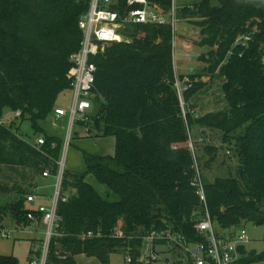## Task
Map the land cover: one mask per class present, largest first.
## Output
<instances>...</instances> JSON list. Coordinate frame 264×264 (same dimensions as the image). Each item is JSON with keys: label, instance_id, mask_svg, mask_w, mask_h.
Segmentation results:
<instances>
[{"label": "trees", "instance_id": "16d2710c", "mask_svg": "<svg viewBox=\"0 0 264 264\" xmlns=\"http://www.w3.org/2000/svg\"><path fill=\"white\" fill-rule=\"evenodd\" d=\"M91 1L0 0V174L2 166L15 165L33 178L45 172L58 176L63 140L52 135L42 146L29 143L15 131L16 122L7 127L1 119L10 109L20 112L18 120H30L36 134L44 131L41 123L54 115L59 96L70 89L71 58L83 40L79 21ZM149 1L165 12L172 4ZM197 1L180 9V18L194 28L191 34L200 37L187 43L210 49L204 72L222 80L227 108L184 115L175 83L193 82L185 94L189 104L200 90L201 75L176 74L171 27H128L133 31L129 42L111 44L92 59L98 69L95 113L77 123L97 137H115L116 153L84 152L85 173L64 171L57 206L60 235L50 242L46 264H77L80 255L110 264L121 253L136 264L143 236L153 231L173 230L196 240L194 225L204 208L193 187V130L221 133L238 159L237 177L204 183L213 220L223 229L264 226V54L259 51L264 50V0ZM125 5L120 0V8ZM247 35L251 40L245 47L237 44ZM207 153L216 152L208 148ZM10 180V185L0 184V197L7 199L0 218L9 214L27 224L33 212L40 220L37 210L26 207L31 184ZM118 231L123 237L115 236ZM263 260L264 254L251 252L242 264ZM0 264L21 263L0 255Z\"/></svg>", "mask_w": 264, "mask_h": 264}, {"label": "built area", "instance_id": "2783aa9c", "mask_svg": "<svg viewBox=\"0 0 264 264\" xmlns=\"http://www.w3.org/2000/svg\"><path fill=\"white\" fill-rule=\"evenodd\" d=\"M178 1L172 0L168 12L152 5L149 0H126L124 9L120 8V0L91 1L89 11L79 21V27L83 33L81 47L71 58L75 67L68 75L70 89L73 92L72 105L69 109L58 108L55 110L57 119L69 117L71 132L78 122L89 120L88 111L93 107L98 69L92 59L104 54L111 44L129 42L130 39L124 36V31L134 25H169L175 43L178 25L181 23ZM250 40L251 35H247L240 38L237 44L245 47ZM193 86L194 84L190 80L181 81L177 79L175 83L184 115L186 113L184 112L183 97ZM17 117H20V112L17 113ZM70 143L71 137L69 135L66 147L70 146ZM44 144V139L38 141V146ZM62 160L59 164L60 171L57 176L53 207L48 209L45 206H40L37 209L38 214L41 215L40 222L44 224L47 236L42 248L43 259L41 261L37 256L41 250L40 242L37 241L32 250L37 258L32 256L30 264H46L50 242L54 237L60 235L61 218L57 213V206L61 197L65 171ZM194 168L196 176L193 187L196 189V194L204 208L201 218L195 221L196 240L190 239L182 232L173 230L153 231L143 236V242L148 246V250L145 257H142L143 253L141 254L136 264H149L158 261L162 264H242L245 255L242 254L241 250L245 249L251 242L248 232L242 225L228 229L217 226L207 207L205 187L197 163L194 164ZM43 176L49 177L50 174L45 172ZM35 201V194H30L26 198L28 204H33ZM27 217L31 222L38 221L33 212H29ZM3 236L7 239H13L10 234ZM91 236H93L92 233L88 235V237ZM115 236L123 237L120 231L116 232ZM160 246L166 247L169 257H164L163 252L157 251V247ZM129 263H132L131 257H129Z\"/></svg>", "mask_w": 264, "mask_h": 264}, {"label": "rangeland", "instance_id": "374dc122", "mask_svg": "<svg viewBox=\"0 0 264 264\" xmlns=\"http://www.w3.org/2000/svg\"><path fill=\"white\" fill-rule=\"evenodd\" d=\"M196 1L197 0H179L178 5L182 11L184 9L191 8V5ZM128 29L124 31V36L131 40L129 36L133 34V31ZM193 31L194 28L189 25L187 19L181 16V23L178 25L177 36L175 37L174 55L178 60H180L179 63L177 62L178 64L176 63L179 69L178 76H181L183 73H187L190 68L192 69L189 72L192 74L188 75H201L198 76L199 78H197V82L200 85V90L196 93L198 96L194 94L189 104H186L185 97H183L184 112H190L193 116L197 117L201 116V114L205 113V111H208L209 109L221 110L226 101L223 100L224 93L222 80L215 75L206 74L204 72V68L206 67L204 64V57L208 54L210 49L206 47L200 48L196 45L192 46L187 43L188 41H198L200 39V37L196 34H191ZM139 36L141 37V35ZM259 51L264 54V50L260 49ZM210 99H212V101L218 105L205 109L206 105L203 104V101ZM72 100L73 92L71 89H69L59 96L58 104L65 109H69L72 105ZM94 110L95 106L93 105V107L88 111V117L95 113L94 112L90 115V113ZM14 119V115L10 112V110H7L3 114L1 121L7 127L11 126L12 122H16L17 126L14 127V129H16L15 131L22 139L29 143L36 144L40 137L45 138L47 136L59 135V137L64 141L62 162L65 165V169L68 168L72 160L83 163L84 166L82 151L85 149V147L90 148V151H103L108 154L107 156L111 154L114 155V152L116 151L114 142H110L108 137L101 139L87 137L85 130L81 129V126L78 125H75L71 132L69 118L67 119V122L62 123L61 120L57 121L52 116H49L46 121L41 123L44 131H41L38 134L35 133L33 123L30 120L15 121ZM76 133L82 134L84 137L80 140H75ZM69 135L71 137V144L70 146L66 147V141L68 140ZM103 140H106V142ZM190 141V147L195 154V163L199 165L203 183L206 181L213 183L218 178L237 177L238 159L233 154L232 147L224 141L221 133L210 130H193V136ZM208 148L215 149L216 153L209 155L207 153ZM3 169L8 175H11L10 172H15L18 176H21L20 178L23 181H30V171L25 168L6 165L3 166ZM17 175H14L15 179L17 178ZM0 181L2 184L10 185L5 180V178H3V175H1ZM55 182H57L56 177H51L49 181L39 178L37 182V202H44V206L48 209L53 207L57 186V184L54 186ZM50 183H52L53 186H49ZM93 183L100 190L98 185L95 182ZM29 191L30 193L33 192V190ZM6 201V198L0 197V207L4 206ZM29 206H32V204H29ZM31 223L34 222L27 220V224L22 223L19 229H17L16 223L9 214L4 216L2 219L0 218V253L2 252V254L10 256L14 255L20 260L22 264H30V251L33 250V245L35 242L39 241L41 250L37 256L42 261V248L44 241L47 238L45 226L42 222H40L42 225L40 230H44L43 232L37 230L36 228H34V230H26V227ZM217 226L219 227L218 224ZM242 226L247 230L251 240L250 244L248 245L249 251L255 252L257 254H264V226L256 227L251 223H243ZM4 234L12 235L13 239L9 240L4 238ZM147 250L148 246L144 245L142 257H145ZM32 256L35 259L37 258L34 253ZM77 264H100V262L95 258L88 259L85 256H79L77 258ZM110 264H130L129 257L124 253L115 254L111 257ZM149 264H162V262H151ZM254 264H264V260Z\"/></svg>", "mask_w": 264, "mask_h": 264}, {"label": "crops", "instance_id": "0c3cea01", "mask_svg": "<svg viewBox=\"0 0 264 264\" xmlns=\"http://www.w3.org/2000/svg\"><path fill=\"white\" fill-rule=\"evenodd\" d=\"M174 47H175V43H174ZM197 47H200V46H197ZM200 48H204V47H200ZM180 62V60H178L176 57H175V55H174V65H175V71H176V74L177 75H179V69H178V66H177V64ZM177 63V64H176ZM192 68H190V70H191ZM190 70H188V72L187 73H183L182 75H188V74H192V73H190L189 71ZM196 96H198L197 94H196ZM223 100L225 101V99H224V97H223ZM203 104L204 105H206V107H205V109L206 108H208V107H212V106H217L218 104H215V102L214 101H212V99H210V100H204L203 101ZM59 108H64V107H62L61 105L59 106ZM214 108V107H213ZM225 108H227V104L225 103V105H223V108L221 109V110H224ZM7 110H10V109H6L5 110V112L7 111ZM221 110H216V109H209L208 111H205V113H203V114H206V113H210V112H219V111H221ZM199 111V110H198ZM4 112V113H5ZM10 112L14 115V120L15 121H17L19 118L17 117V113H14V112H12L11 110H10ZM94 113V111L93 112H91L90 113V115L91 114H93ZM199 113H201V112H199ZM203 114H201V115H203ZM52 117L54 118V119H56L57 121L59 120H61L62 121V123L63 122H67V119L69 118H67V117H62V118H60V119H57L56 117H55V115H52ZM197 117H199V116H197ZM3 118V117H2ZM69 121V120H68ZM1 123H3L2 121H1ZM12 123H14V122H12ZM5 125V124H4ZM78 125V124H77ZM78 126H80V125H78ZM81 129H84L85 130V134L87 135V137H90V138H95V139H101V138H106V137H97V134L96 133H90L89 134V130L88 129H86V128H84V127H81ZM201 130H204V129H201ZM207 131V130H206ZM55 134V133H54ZM57 137H59V135H56ZM84 136H82V134H79V133H76V137H75V140H80L81 138H83ZM60 138V137H59ZM109 138V141L110 142H114V144H115V147H116V138L115 137H108ZM40 139H44V137H40ZM40 139H38V141L40 140ZM62 139V138H61ZM63 140V139H62ZM38 141L36 142V145L38 144ZM103 141H105L106 142V140H103ZM64 142V141H63ZM71 144V143H70ZM83 153L85 152V153H89V154H91V155H94V156H98V157H107V155L108 154H106L105 152H103V151H94V150H92V151H90V148H88V147H85V149H83V151H82ZM114 153H116V151L114 152ZM115 155V154H114ZM113 154H111V155H109V156H114ZM83 161H84V166H83V163H79V162H76L75 160H72L71 161V163H70V165L68 166V168H66L65 170H70V171H74V172H78V173H85L86 171H87V165H86V163H85V160H84V156H83ZM6 166V165H5ZM12 166H15V165H12ZM17 167H21V166H17ZM21 168H24V167H21ZM1 169H2V173L0 174V177H1V175H3V178H5V180L10 184H12V182H11V180H10V178H13V179H15V177H14V175H17L15 172H10V174L11 175H8L7 173H5V170L3 169V166L1 167ZM25 169H27V168H25ZM28 170V169H27ZM29 171V170H28ZM6 175V176H5ZM17 178L15 179V180H17L19 183H21V184H25V185H30L31 184V186H29L28 187V189L29 190H33V192H31V193H34L35 195L37 194V188H38V184H37V182H38V179L39 178H43V180H46V181H49V179L51 178V177H53V176H49V177H44V176H42V177H34L33 178V175L31 174V178H30V181L29 182H27V180H22L20 177L21 176H16ZM55 178V177H54ZM57 178V177H56ZM20 179V180H19ZM1 182V181H0ZM0 184H2V183H0ZM57 184V182H55L54 183V186ZM49 186H53L52 185V183H50V185ZM28 190V191H29ZM30 192V191H29ZM44 202H37V199H36V201H35V203H33L32 204V206H29V204L28 203H26V207L28 208V209H32V210H37L40 206H44V204H43ZM31 207V208H30ZM15 222V221H14ZM16 223V228L17 229H19V227H20V225L21 224H19V223H17V222H15ZM42 225L40 224V220H38L36 223L34 222V223H31V224H29L27 227H26V230H28V229H32V230H34V228H36L37 230H39V231H44V230H40ZM9 240H12V239H9ZM144 242H143V247H142V250H141V254L143 253V248H144ZM245 250H246V253H245V257L246 256H248L249 255V253H251V251H249V248H248V246L245 248ZM157 251H160V252H163V255H164V257H169L168 255H167V249H166V247H164V246H160V247H157ZM31 252V251H30ZM0 255H3V256H10V255H6V254H2V252L0 253ZM14 256V255H13ZM80 256H84V255H80ZM14 257H16V256H14ZM79 256H77L76 257V261H77V258H78ZM86 257V256H85ZM17 258V257H16ZM87 258V257H86ZM18 259V258H17ZM88 259H93V258H88ZM19 260V259H18ZM20 261V260H19ZM21 263V262H20ZM111 263V262H110ZM22 264V263H21Z\"/></svg>", "mask_w": 264, "mask_h": 264}, {"label": "water", "instance_id": "95a60500", "mask_svg": "<svg viewBox=\"0 0 264 264\" xmlns=\"http://www.w3.org/2000/svg\"><path fill=\"white\" fill-rule=\"evenodd\" d=\"M240 175L243 177V171L242 170H240Z\"/></svg>", "mask_w": 264, "mask_h": 264}]
</instances>
